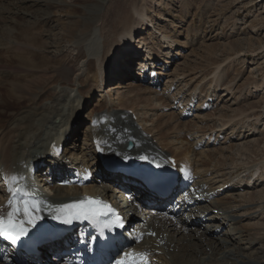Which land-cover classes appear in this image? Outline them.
<instances>
[{"label": "rangeland", "instance_id": "rangeland-1", "mask_svg": "<svg viewBox=\"0 0 264 264\" xmlns=\"http://www.w3.org/2000/svg\"><path fill=\"white\" fill-rule=\"evenodd\" d=\"M31 1L33 0H0L1 44L14 47V43L11 44L10 41L3 38V35L7 37V34L3 32L4 29L17 27L20 21H28L30 22L27 24L29 27L23 28L27 31L25 34L34 36V45L41 47L39 49L20 47L25 54H33L34 64L39 68L38 72H33L36 74V78L28 79L29 85L19 84V87L15 88L12 99L3 98V92L8 87V80L14 79L16 74H22L23 71L12 73L4 69L6 74L1 72L0 78L3 79L0 82V113H3L0 114V124L6 123L20 109L30 108L35 103L41 104L46 98L45 92L49 87L52 88L57 84L64 85L70 80L77 67L85 57L87 58L88 40L95 31L107 35L111 34L113 30L108 39L110 45L113 43V37L117 38L116 49L108 54H103V61L108 63L119 58H125L126 42L131 35L134 34L135 40H129L130 44L139 42L145 37L148 39L151 35L150 40H153L154 44L160 42L158 47L162 51V56L159 57L160 62H162L161 66L165 65L163 63L165 61L164 56L170 52L165 49L166 46L169 45L171 48L176 46V49L170 53L172 55L168 57L169 60L165 66L166 71L164 74L162 73L163 77H161L158 88L154 90L153 94H148L151 96V98L148 97L149 101L148 98L137 94L135 95L140 99L136 100L135 104L128 102L127 97L115 96L113 97L114 105L119 107L123 104L125 108L132 109L135 112L134 115L139 119L137 125L146 126L143 128H147L148 131L152 129L149 139L153 136V139H158L159 136L155 137L156 130L163 128L159 132L170 135L165 138L167 142H172L173 146L176 147H188L189 151H192L193 157L196 156V162L198 157L201 158V161L205 157L204 161L210 169L207 171L211 173V176H205V178L212 177L213 180L214 177H219L212 181L213 187H217L223 180L224 182L229 181L230 184H236L231 186L236 190L233 188V191L226 192L225 195L215 197L216 199L213 197L214 200L210 206L206 204L207 207H216V203H220L218 200L226 196L228 199L234 194L239 196L251 191L253 193L264 191V182H261L264 180V177H261L264 176V0H144L142 6L145 10L146 19L141 24L145 21L146 23L143 24L142 30L138 31L139 33H134L137 31L136 29L132 30L136 24H140L136 14H132L133 21L129 16L127 23H125L126 21L121 23L123 17L119 18L130 8L131 3L135 2L134 0H36L39 3L34 7V10L37 11L31 19H28V16H25L23 12L17 13L18 10H12L13 6L18 5L17 8L27 9L24 10L25 12L30 11L28 7L32 3ZM161 33L168 34L167 45L159 41ZM172 40L175 41L172 42ZM143 44L144 42L139 43L140 46ZM9 53L13 52L10 51ZM0 54L2 53L0 52ZM89 60L92 61L91 58ZM119 62L114 65V68L118 66ZM133 65L134 63L130 67L132 68ZM47 66L51 68L48 71L44 69ZM108 69L111 68H101L102 72L108 71ZM42 72H45V75L50 79L47 78L45 81L42 80L34 84L33 80L37 82ZM111 76L113 78V73L108 77V86L116 83L123 85L125 81L133 80V78L126 77V79L118 81L115 78L112 79ZM31 80L32 82H30ZM139 86L146 87L144 85ZM167 86L169 87L167 88ZM227 86L231 87L232 90L227 92ZM105 88L103 87L101 93H107L104 91ZM165 92L168 93L164 95ZM190 94L193 96H189ZM205 94L210 96L209 102L205 100L206 103H209L210 109L184 120H180L178 113L173 111L171 102L176 98L206 97ZM96 96H93L90 101L93 103L92 108L87 107L89 101L86 103L87 106L83 103L85 106L81 110L83 115L80 113L78 116L79 118L83 116V122H81L83 128L81 127V130L75 135L76 144H78L76 153L82 149L81 145L88 129L87 123L89 124L87 117L91 111L97 110V107H93L94 103L96 104L98 101ZM89 98H91V94ZM145 112L148 115L143 117L141 113ZM254 115L258 117L256 121L254 119L257 117ZM78 117L76 121H78ZM166 124H168V130ZM174 125L184 128V137L183 135L174 136L171 134ZM201 131L205 132L202 137L200 136L201 133L198 134ZM210 140L216 145H210L208 142ZM199 141L202 144L208 143V149L206 145L196 149ZM159 144L162 145V143ZM17 146L20 148L19 145ZM68 150H70L69 147L67 148L69 154ZM172 150L173 148L169 149L170 155H172ZM201 153L205 155L200 156ZM137 165L141 166L140 164ZM205 168L207 169L206 166ZM247 169L249 172L246 171ZM237 176L241 179L240 181H238ZM250 177L255 184V190L244 189ZM256 185L258 186L256 187ZM226 186L230 185L226 184ZM242 189L244 190L240 192ZM251 202L247 204L243 200H234L233 203L227 204V206H231V203L232 206H242V209L245 208L244 210L249 212L248 215L243 216L244 218L230 222L229 219L224 221L223 215L219 213L216 215L214 209H211L209 217L214 216L210 220L215 221V223L207 224L208 233L202 238L200 233H196L195 238L197 240H191L192 243L201 242L208 250V244L215 246L219 240L218 235L228 230L229 225L235 221L233 226L239 227L241 231L236 233L230 230L227 232V236L234 238V246H239L240 249H248L243 251L244 254L251 253L255 260L264 264V227L256 228L264 225V198L256 197ZM250 209L252 213L249 211ZM254 209L255 212H258L254 213ZM140 211L142 214L133 215L146 218L151 215L149 212H144L142 207ZM188 216L190 215L186 217ZM197 218L194 217L193 219V216H190L188 219L193 227L197 225V221L205 224L203 219L196 220ZM253 221L260 225L249 227L248 224ZM174 236V238L177 237L176 234ZM170 237L172 236L169 234ZM198 239L200 240L198 241ZM224 239L222 237L219 241L223 243ZM175 244L178 245L176 241H174ZM176 245L171 263L186 264L192 262L193 257L181 250L179 253Z\"/></svg>", "mask_w": 264, "mask_h": 264}, {"label": "bare ground", "instance_id": "bare-ground-1", "mask_svg": "<svg viewBox=\"0 0 264 264\" xmlns=\"http://www.w3.org/2000/svg\"><path fill=\"white\" fill-rule=\"evenodd\" d=\"M134 1V3H131L130 8L126 10L119 18L123 17L121 23L125 21V23H127L128 17L131 16L130 19H132L133 21L132 14H136L138 16V21L140 24H136L135 27L132 28V30L136 29L137 31L135 30L136 32L134 33H139L138 31L142 30L143 24L146 23L145 21L143 22V24H141V22L146 19L145 10L142 6V2L144 0ZM31 2L32 3L28 7L30 11L25 12L24 10L27 9L17 8L18 5L13 6L12 10H18L17 13L23 12L25 16H28V19H31V17L33 18L32 15L35 13V11H37L36 9L34 10V7H36L37 3H39L36 0H33ZM115 21L117 20L115 19ZM28 23L30 22L20 21L17 27H6L3 31L7 34V37L3 35V38H6V40L10 41L11 44L14 43L15 46L11 47L8 44H1L0 42V52L2 53L0 54V74L1 72H4L6 74V71H3L4 69L12 73H19L23 71L22 74H16L17 76H15L14 78L16 80H14L13 78L8 80V87L3 92V98L6 99L13 98L15 88H18L19 84L29 85V82H27L30 80L29 78L34 79L36 75L33 74V72H38L39 67L34 64L33 54H25L24 52H22L23 50L20 49L21 46L27 48H41L39 46L34 45V36H29L25 34L27 33V31H25L23 28L29 27L27 25ZM112 32L113 30L111 31V34ZM102 34H99L97 31L92 34V37L88 40L89 43L87 46V58L85 57L82 63L77 67L76 72L73 74L70 80L64 83V85L57 84L52 88L49 87L45 92L46 98L41 104L35 103L30 108L20 109L15 114H13V116L6 123L0 124V168H2V170L4 171L3 176L0 177V211H5L8 214L9 212L13 211L15 207L23 208L26 204H37L39 210L32 213L34 217V223L24 224V227L29 230H41L43 228V225L47 223L48 218L50 219V217L52 216L59 215L58 210L61 204H66L73 200L81 199L82 196L86 195L93 196L97 200L99 199L101 201L110 202L111 206L115 209L116 213L120 215L125 216L131 213L133 216V214L138 215V213H141L140 208L142 207V204L138 203L137 200L134 201L133 196H127L126 193V190L128 191V193L138 190L137 187L132 188L130 185L126 186L123 183H119L123 182V180L120 179V176H114V178L110 177L113 180L112 182H109L113 185L119 184V186L121 187H118V189H113L111 185L104 186L103 183L101 186L97 184H90L88 186H84L82 185V179H79L77 181L79 185H71L70 183L50 185L49 174L48 172H46V170L47 167H49V169L51 168L50 164L52 162L47 159V156L48 147L54 141H56V143L61 144H64L67 141L64 144V149L62 153L63 158L71 160V163H73L75 166H79L81 164L85 167H88V169L93 168V160L96 159V157L94 156V152H92L90 140L92 138H97V144L100 145L104 152L108 154V156L111 157L113 160L116 159L119 161L121 160L120 162H129L135 164L136 166H138L137 164H140L141 166H150L151 164L149 163L152 156H155L154 158L163 161L165 155L163 153L159 154L157 151L164 150L167 154L169 152V149L173 148L171 156L175 158L176 161H178V163H180V166L183 168L185 166L187 167V163L191 167L188 168L189 173L192 172V168L194 169L193 175L196 177L195 182L198 184L199 187H206V194H213V197L215 198L223 194L225 195L226 192H231L235 189L234 187V189L231 188V186H233L235 183L230 184L229 181L224 182V180L221 181V183L217 187H213L214 183L212 181L215 178L219 177L213 176V180L211 179L212 177L208 179L205 178V176H211V173L207 171L210 169H208V166L204 161L205 157H203V161H201V158L198 157V160L196 162V156L194 155L193 157V155L191 154L192 151H189L188 147H184V149L182 146L176 147L173 146L172 142H167L165 138L168 134L165 132H159L163 128L156 130L155 137L159 136L158 139H153L154 136L153 138L149 139L148 137L152 129L148 131L147 128H143L146 127L143 125V123H141L143 127L137 125V121H139V119L137 116L134 115L135 112L132 109L125 108V105L123 104H121L119 107L114 105L113 97L115 96L127 97L128 102L134 104L136 100L140 99L137 98L135 94L139 96H144L146 98H151V96L148 94L154 93V87H151L149 84H147L146 87L144 86L145 88H142V86L137 85V82L134 83L133 79L125 81V84L123 85L116 83L112 86H108V77L113 73V78L112 76L111 78H115V80L121 81L126 79V77L132 79L134 75L139 76L138 74H133L130 67L133 63L136 62V60L139 63L150 61L153 64H156V70L161 69L162 67H159L161 66V64L159 65L158 62L159 57L162 56V51H160L158 47V43L160 42L154 44L153 40H150L151 35H149L148 39H146L145 37L139 42H134L133 44H130L128 42L129 40H135V38H133V34L128 38L126 42L125 58H119L108 63L103 61V54H108L110 51L116 49L115 47H117L118 44L117 38L113 37V43L110 45L108 39L111 34ZM160 37L161 38L159 39V41L167 45L169 41L168 34L161 33ZM173 41L175 40H172V42ZM140 42H144V44L140 46ZM41 45L43 46V44ZM168 46L169 45H167L165 49L169 50L170 52L166 56H164L165 61L163 63L165 65L163 66V69L166 66L167 60H169L168 57L172 55L170 53H172V51L176 49L175 45L173 48H171L170 46L169 48ZM10 51H12L13 53H9ZM88 57L91 58L92 61L89 60ZM117 62H119V64L116 68H114V65ZM107 67L111 69L102 72L101 68L106 69ZM124 67H128L127 70H125ZM44 69L48 71L51 68L47 66L46 68L44 67ZM128 69L130 72L128 71ZM89 74L91 75L90 77ZM157 75L163 74L158 73ZM47 78L48 76L45 75V72H42L38 77L39 80H37V82L33 80V82L35 84L42 80L45 81L47 80ZM2 79L3 78H0V82H2ZM49 79L50 77L48 78V80ZM30 82H32V80ZM103 87H106L104 91H106L107 93H101ZM168 87L169 86H167V88ZM231 90V87L227 86L226 91L228 92ZM90 94L91 98H89ZM95 95H97L96 97H98V101L96 104L94 103L93 107H97V110L91 111L92 114L89 113V117H87V122H89V126L86 130L85 137L81 145L82 149L79 153H76L75 150L77 149L78 144H76L77 139L75 135H77V133L81 130V122H83V116L81 118H79L78 116L80 115V113H82L81 110L84 106L83 103L86 104L87 101L90 102L92 100V97ZM189 96H193V94H190ZM149 98L147 99L148 101ZM92 104L93 103L90 102L88 106L87 104L86 106L92 108ZM128 110H131L133 116L136 117V123H134L133 120L127 115L126 112ZM2 113L3 112H1L0 114ZM93 115H95L96 117L92 118ZM141 115L143 117H146L148 114L145 112L143 114L141 113ZM77 117L78 121H76ZM257 119L258 117L254 119V121H256ZM167 127L168 124H166V129L168 130ZM143 129H145L146 131ZM91 130L93 132H91ZM183 130L184 128L182 126L174 125L171 134L174 136L183 135ZM199 133H201V137L205 135L204 131L198 132V134ZM67 136L69 137L68 140H66ZM128 140H131L133 143H135V148L130 150L131 152L125 151V146L123 145ZM156 141L162 143V145H160ZM180 143L182 144L183 142ZM17 145H19L20 148ZM204 145L207 146L208 143L202 144L200 142L197 144V146H199L200 148H203ZM68 147L70 149L68 150L69 154L67 153ZM159 148L161 150H159ZM204 155L205 154L203 153L200 154V156ZM211 160L213 161V159ZM205 166L207 167V169L205 168ZM32 170L33 172L31 177ZM246 171L249 172V169H247ZM22 174H27V181L22 184V187L18 193L10 192L8 188H4V185L11 184V187L13 188L16 183L22 182ZM237 177L238 181H240L241 179L239 178V176ZM261 182H264V180H262ZM226 184H229L230 186H226ZM246 184L247 185L244 186V189H256L255 184L251 181V177L249 181L246 182ZM257 186L258 185H256V187ZM244 189L240 191L242 192ZM29 190H31V192L36 193V200L29 198V196L27 195V192ZM234 195L233 197L229 196L230 198L228 199L226 198V196L225 198L218 200L220 203H216V207H209L212 202V199H209V203H206L209 205V208L207 207V205H205V203H198L196 204V209H194L193 211H189V214L187 213L183 216V218H179L178 220H168L166 217L158 218L153 215L151 210L147 211L151 214L150 217L146 218L142 216V218L146 220V223L142 226L137 224V228L141 227L142 232L145 234H149V236H147L145 242H143L137 247L138 252H149L151 254L158 253V256H154L152 258L155 259L154 263L152 264H164L163 262H165L166 264H173V262L171 263V259H173V253L176 250V244L174 245V241H176V243L178 244L176 246L179 249V253L181 250L184 253L187 252L188 256L193 257L192 262H188L186 264H260L261 261L255 260L252 257L251 253H243V251L248 250L247 248L240 249L239 246H234V238L231 236H227V232L230 230L236 233H239L241 231L239 227L233 226L235 225V221L233 223L231 222L232 224L229 225L228 230L218 235L219 240L222 237L225 238L223 240V243L218 240L215 246L208 244V250L203 246V244H201V242L192 243L191 241L193 239H196V233H200L201 238L205 236L208 233V229L206 228L207 224L215 223V221L213 222L210 220L214 216L209 217V212L211 209H214L216 215L218 213L223 215L224 221H226L227 219H229V222L235 219L240 220V218H242L244 215H248L249 212H247L248 210H244L245 208L242 209V206H232L233 201L243 200V202H246L248 204L251 201L253 202L256 197L264 198V191L261 190L255 193L251 191L246 194H241L239 196H237V194ZM143 198L144 197H142V199ZM11 201H13V205H10ZM223 202L225 205L223 204ZM230 202H232L231 206H227V204H229ZM251 209L249 210L250 212ZM253 212L257 213L258 211L255 212L254 209ZM199 213L200 215H197ZM229 213H231V215H229ZM187 215L193 216V218L198 217L196 220L203 219L205 224H201L200 221H197V225L193 227L191 225V221L185 219ZM254 222L255 221H253L251 224H248L249 227H255L260 225L259 223ZM262 226L264 227V225L262 224L256 228H262ZM169 234L172 237L169 238ZM174 234L177 235L176 238H174ZM199 240L200 239H198V241ZM225 243L228 244L224 245ZM54 247L55 244H52L50 246H47L46 249ZM131 255L134 256L135 254L132 253ZM197 261L198 263H196ZM40 264L44 263L41 262Z\"/></svg>", "mask_w": 264, "mask_h": 264}, {"label": "snow or ice", "instance_id": "snow-or-ice-1", "mask_svg": "<svg viewBox=\"0 0 264 264\" xmlns=\"http://www.w3.org/2000/svg\"><path fill=\"white\" fill-rule=\"evenodd\" d=\"M99 204V201L87 200L72 205H64L61 212L67 210V215L64 218L57 217V219L64 224H70L73 218H83L91 222L96 218L95 206ZM38 210L37 204H26L23 208L15 207L13 211L8 213L7 219L0 217V236H4L15 244L19 237L27 235L28 229L24 227V224H33L32 213Z\"/></svg>", "mask_w": 264, "mask_h": 264}, {"label": "water", "instance_id": "water-1", "mask_svg": "<svg viewBox=\"0 0 264 264\" xmlns=\"http://www.w3.org/2000/svg\"><path fill=\"white\" fill-rule=\"evenodd\" d=\"M130 146V145H129Z\"/></svg>", "mask_w": 264, "mask_h": 264}]
</instances>
